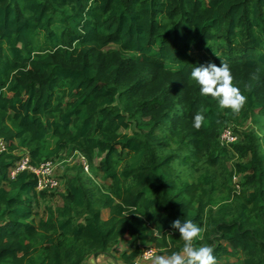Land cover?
<instances>
[{"label":"trees","instance_id":"1","mask_svg":"<svg viewBox=\"0 0 264 264\" xmlns=\"http://www.w3.org/2000/svg\"><path fill=\"white\" fill-rule=\"evenodd\" d=\"M222 61L247 97L238 116L190 78ZM251 113L264 116V0H0V139L9 145L0 156V264H85L119 243L131 251L126 264L142 247L171 255L183 247L173 221L203 229L210 207L231 199L236 215L226 219L222 207L203 243L218 264H264L260 139L247 131L230 147L219 142ZM25 151L34 166L76 153L92 166L98 155L111 185L77 179L36 219L35 201L49 193L37 192L31 172L10 177ZM235 155L246 159L239 193L227 165ZM178 159L204 162L217 179L207 170L181 184Z\"/></svg>","mask_w":264,"mask_h":264},{"label":"rangeland","instance_id":"2","mask_svg":"<svg viewBox=\"0 0 264 264\" xmlns=\"http://www.w3.org/2000/svg\"><path fill=\"white\" fill-rule=\"evenodd\" d=\"M231 126L235 132H247L252 131L258 137L261 145L262 153L264 154V116L259 115L257 113H251L249 117L240 121V123H232ZM134 127V126H133ZM133 127L129 130H122V133L132 134ZM26 152V151H25ZM21 152H17L16 154L19 156ZM84 158V159H83ZM100 157L97 155L92 159V166L90 161L83 157L81 154H73L72 156L63 155L59 159H57V175L61 179V187L57 191L53 193H49L45 198H38L35 201V217L36 219H40L46 213V209L48 207L55 208L63 203V197L67 194V188L70 183L79 179L78 181L86 182L88 179H93L96 183L103 185L104 187H109L111 185L110 180L104 179L103 174L97 171ZM89 166V170H85L84 164ZM246 163V159L240 155L231 156L227 160V165L233 171V179L232 184L235 188V191L239 193L241 191V184L243 182V172L240 167ZM84 167V170H82ZM175 168L179 174L181 184L182 183H192L195 182L198 177L205 171H210L211 175L214 176V179H217V172L215 169L207 166L204 162H195V163H182V161H177ZM217 197V195H216ZM226 207V211L224 215L227 216L226 219H232L237 213V204L235 199L231 200H222L218 201L217 204H214L210 207V210L206 216L205 227L203 228V239L197 240L196 246L205 245L204 239L205 234L207 233V225L209 221L218 219L221 215V208ZM107 211H103L104 218L107 219ZM150 247V246H147ZM127 253L130 254V249L126 246V244L119 243L113 246L106 255H100L98 257L89 258L85 264H126L122 258V254ZM157 255H165L163 251L157 252ZM137 259L134 260L133 264H135ZM234 261V260H232ZM140 264H152V260L148 262H141Z\"/></svg>","mask_w":264,"mask_h":264},{"label":"clouds","instance_id":"3","mask_svg":"<svg viewBox=\"0 0 264 264\" xmlns=\"http://www.w3.org/2000/svg\"><path fill=\"white\" fill-rule=\"evenodd\" d=\"M190 78L200 86L201 95L211 96L218 101L221 109H230L234 116H238L247 103V97L233 84L234 77L229 65L223 61L219 67L214 63L194 67ZM204 123L205 117L197 113L194 117L195 129L199 131ZM172 228L181 235L182 250L154 258L151 249L143 252L145 258L152 259V264H218L213 247L196 246L195 242L203 239V229L191 219H177L173 221Z\"/></svg>","mask_w":264,"mask_h":264},{"label":"built area","instance_id":"4","mask_svg":"<svg viewBox=\"0 0 264 264\" xmlns=\"http://www.w3.org/2000/svg\"><path fill=\"white\" fill-rule=\"evenodd\" d=\"M239 136L236 134L235 130L231 126L225 127L220 135L219 142L222 147H230L232 144L236 143ZM9 145L3 139H0V156L8 152ZM79 155V153H76ZM84 159V158H83ZM85 170H89V166L84 164ZM57 165L53 161L43 162L38 166L31 164V159L28 152H22L19 155V160L10 169V177L12 180H16L18 175L23 172H31L37 180V192H53L61 187V182L58 179L56 172ZM152 250V257L157 255L158 250L155 247H142L140 255L135 264H140L141 262L151 261V258H145L143 252Z\"/></svg>","mask_w":264,"mask_h":264},{"label":"crops","instance_id":"5","mask_svg":"<svg viewBox=\"0 0 264 264\" xmlns=\"http://www.w3.org/2000/svg\"><path fill=\"white\" fill-rule=\"evenodd\" d=\"M104 210L107 211L106 213H107V216L109 218V210H106V209H104ZM104 210H102V217L104 220H107L108 218L107 219L104 218V213H103Z\"/></svg>","mask_w":264,"mask_h":264}]
</instances>
